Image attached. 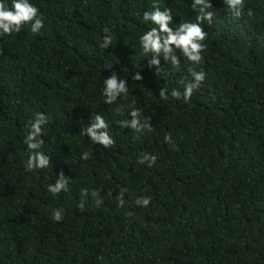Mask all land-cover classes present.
I'll return each instance as SVG.
<instances>
[{"label":"trees","instance_id":"1","mask_svg":"<svg viewBox=\"0 0 264 264\" xmlns=\"http://www.w3.org/2000/svg\"><path fill=\"white\" fill-rule=\"evenodd\" d=\"M30 2L44 27L0 37V264H264V0H244L240 18L211 0L202 62L177 51L179 70L161 57L160 76L139 43L154 27L142 20L153 0ZM158 2L171 9V27L196 22L192 0ZM105 27L113 37L107 49ZM189 67L205 81L188 102L172 98ZM113 70L128 93L108 105L101 93ZM136 72L141 81L131 79ZM130 105L150 118L152 131L119 127ZM38 112L48 118L41 150L51 162L27 172L23 141ZM97 114L109 124L111 148L80 134ZM141 153L156 155L155 165L138 163ZM61 170L69 191L53 196L47 186ZM137 197L151 203L138 206Z\"/></svg>","mask_w":264,"mask_h":264},{"label":"clouds","instance_id":"2","mask_svg":"<svg viewBox=\"0 0 264 264\" xmlns=\"http://www.w3.org/2000/svg\"><path fill=\"white\" fill-rule=\"evenodd\" d=\"M229 12L235 18H240L245 14L244 0H223ZM191 8L196 12V22H184L176 28L171 27L173 23V15L170 8L161 9L158 0H153L152 10L143 13L142 20L150 22L154 27L145 31L139 36V43L145 56H150L148 67H155V75L160 76L165 70L161 66L162 57L164 62H169L174 69L179 70L181 65L180 56L177 51L191 64H200L203 60L202 53L206 51L204 41L208 37V33L201 27V23L207 22L211 24L215 17V12L211 9L213 4L211 0H192ZM247 16L252 17L254 12L251 8L247 10ZM30 25L32 33H38L44 27V16L40 13V9L35 6L30 0H0V37L11 36L14 33L18 34L26 26ZM105 33L101 47L107 49L112 44V35L110 29L105 27ZM110 65H106V69H111ZM188 75L179 80L183 87V92L173 89L170 93L174 99H181L188 102L194 92L199 90L200 86L205 81L206 73L197 71L193 67L187 69ZM132 80L141 81L143 79L140 72H136L131 77ZM128 81L120 78L115 70L104 78L102 96L104 103L108 105L116 104L117 101L124 97L127 98ZM159 96L163 100L169 98L167 89H160ZM124 105H118L115 111L118 114H123ZM128 115L130 119L119 120V127L129 128L136 133L152 131L150 118L143 117L141 111L130 105L128 106ZM48 118L43 113H36L35 118L28 124V134L25 136L23 143L27 146L30 155L24 165L25 171L32 172L35 169H45L49 166L51 160L41 149L44 145L43 126L47 124ZM109 124L100 114L95 115L90 119V124L81 128L80 134L87 136L93 144H98L104 148H111L115 145V140L109 133ZM166 143H172L170 133L164 136ZM90 154L85 152L81 159L88 160ZM157 156L149 153H141L138 157V163H147L149 167L155 165ZM70 178L61 170L54 183L47 186V192L53 196L59 195L62 192L69 191ZM87 189L83 196H87ZM91 196L95 205L99 207L103 201L99 198V193L95 190L91 192ZM151 203L150 197H137L135 204L142 207H147ZM118 207L123 208L125 205L124 193L117 195ZM81 210H84L85 200L82 198L77 205ZM131 215V213H129ZM52 218L59 222L63 219V209H55L52 213Z\"/></svg>","mask_w":264,"mask_h":264}]
</instances>
